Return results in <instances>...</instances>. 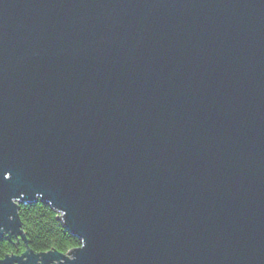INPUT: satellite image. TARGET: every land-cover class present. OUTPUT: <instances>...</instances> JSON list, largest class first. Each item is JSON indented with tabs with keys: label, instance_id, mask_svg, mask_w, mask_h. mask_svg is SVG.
<instances>
[{
	"label": "water",
	"instance_id": "1",
	"mask_svg": "<svg viewBox=\"0 0 264 264\" xmlns=\"http://www.w3.org/2000/svg\"><path fill=\"white\" fill-rule=\"evenodd\" d=\"M35 201L81 245L0 264H264V0H0V237Z\"/></svg>",
	"mask_w": 264,
	"mask_h": 264
},
{
	"label": "trees",
	"instance_id": "2",
	"mask_svg": "<svg viewBox=\"0 0 264 264\" xmlns=\"http://www.w3.org/2000/svg\"><path fill=\"white\" fill-rule=\"evenodd\" d=\"M19 217L26 243L13 237H0V258L21 254L26 249L36 253L58 251L67 254L78 248L81 241L58 220V214L42 201L20 205Z\"/></svg>",
	"mask_w": 264,
	"mask_h": 264
}]
</instances>
